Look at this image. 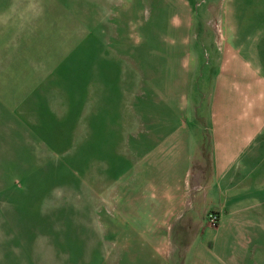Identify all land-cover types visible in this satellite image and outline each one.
Wrapping results in <instances>:
<instances>
[{
  "label": "rangeland",
  "instance_id": "1",
  "mask_svg": "<svg viewBox=\"0 0 264 264\" xmlns=\"http://www.w3.org/2000/svg\"><path fill=\"white\" fill-rule=\"evenodd\" d=\"M242 57L264 118V0H0V264H196L219 216L170 215L166 182L189 211L209 185L208 115L244 100L223 79ZM193 129L184 171L157 157ZM247 214L260 252L263 194ZM254 245L213 264H260Z\"/></svg>",
  "mask_w": 264,
  "mask_h": 264
},
{
  "label": "crops",
  "instance_id": "2",
  "mask_svg": "<svg viewBox=\"0 0 264 264\" xmlns=\"http://www.w3.org/2000/svg\"><path fill=\"white\" fill-rule=\"evenodd\" d=\"M233 53L238 54L236 51ZM243 59L244 57L233 61L229 59L230 62L223 79L229 82V85H232L233 82H238L239 85L248 84L249 86L245 89L240 86L241 93L244 94L242 95L244 97L240 99L244 100H240L241 104H239L237 97L235 100L230 99V106L225 105L226 101L215 102L213 110L209 112L208 126L210 128L209 136L211 137L213 160L211 168L213 171H211L212 175L208 181L209 185L202 189L203 194L194 195L191 211L185 209L182 203L183 192L187 190L184 178L178 177L177 180L166 182V184H171L167 189L171 192L174 191V196L169 197L166 202L169 205L170 215H189L198 209L201 216L209 214L211 210H215L217 212L215 214L219 216L218 225L214 229L207 226L205 220H200L196 226V230L201 236L205 233L213 234L209 235L206 243H201L198 249H194L196 264L216 263L217 260L212 256L220 259L221 250L227 249L228 252V246L234 247L242 256L245 249L249 251L251 249L247 247L248 243H255L254 251L257 253L258 262L264 264V242L261 243L262 250L259 252V213L256 217L253 215L247 217L248 203L259 202V195H264V173L259 176V167L262 166V158H264L259 156V153L264 151L262 140L264 134H259V126L263 128L264 118L263 114L259 113V99L257 98L259 86L253 90L256 85L255 81L253 83L254 78L244 67L245 64L251 63V60L245 58L244 60L247 62L245 63ZM234 68H239L242 72H237L238 78L232 76ZM251 85L254 86L251 88ZM247 103L250 105L247 106ZM225 115H230L231 119H224ZM178 135L181 138L176 139L175 143L160 145L159 149L161 150L157 151V157L165 162H180L181 171H184L189 155H193L197 151L196 144L200 143L202 137L200 132L194 131V129L185 135L181 132ZM182 163H184L183 166ZM233 167L247 169V173L239 177L235 176L236 179L230 171ZM140 200L141 198L138 199V203ZM138 203L135 206L140 209ZM161 204L155 210L163 209ZM146 210H148L147 207L144 209L143 215H147L148 211ZM160 212L153 213L161 215ZM220 231L223 234H220ZM249 238L256 242L249 241Z\"/></svg>",
  "mask_w": 264,
  "mask_h": 264
},
{
  "label": "built area",
  "instance_id": "3",
  "mask_svg": "<svg viewBox=\"0 0 264 264\" xmlns=\"http://www.w3.org/2000/svg\"><path fill=\"white\" fill-rule=\"evenodd\" d=\"M216 215H208L207 216V224L211 228H215L218 224V219L216 218Z\"/></svg>",
  "mask_w": 264,
  "mask_h": 264
}]
</instances>
